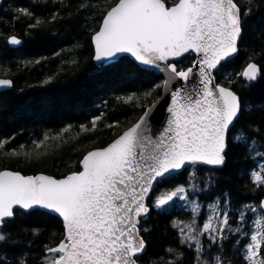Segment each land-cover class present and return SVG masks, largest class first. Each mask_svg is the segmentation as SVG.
<instances>
[{"label": "trees", "instance_id": "obj_1", "mask_svg": "<svg viewBox=\"0 0 264 264\" xmlns=\"http://www.w3.org/2000/svg\"><path fill=\"white\" fill-rule=\"evenodd\" d=\"M117 1H2L0 77L11 79L12 86L0 91V142H4L0 170L55 177L78 171L86 152L111 142L160 95L162 77L131 58L121 57L104 68L93 61L92 34ZM165 2L171 5L177 0ZM236 2L251 11L243 18L237 55L222 62L214 75L218 83L231 87L242 103L251 107L245 108L229 133L223 166L192 164L155 185L148 199L151 211L138 225L146 242L145 252L137 257L140 264H196L195 246L181 243L182 234L172 227V221L191 222L194 215L195 220L202 217L201 211L194 214L179 199L163 209L156 208L154 197L158 192L184 186L200 204L220 198L229 204L231 215L248 203L259 205L264 197V185L257 186L251 177L258 157L253 158L243 143L233 140L236 130L243 128L249 137L264 141V0ZM21 9L32 15L22 14ZM11 35L22 40L19 46H10L7 39ZM193 59L190 52L176 63L185 69ZM249 62L257 63L262 73L245 87L248 82L239 73ZM95 117L100 119L93 129ZM82 126L88 130H82ZM244 213L242 231L248 235L237 234L235 239L229 233L221 244H212L208 236H201L205 261L211 262L217 253L224 264H247L244 246L250 242L247 222L251 213ZM33 229L39 234H33ZM0 231L10 237L0 246V259L6 256L7 264H18L20 259L27 260V264H46L45 245L52 247L64 237L62 221L44 210L17 209ZM237 240L240 247L236 246ZM177 253L183 254L179 261Z\"/></svg>", "mask_w": 264, "mask_h": 264}, {"label": "snow or ice", "instance_id": "obj_2", "mask_svg": "<svg viewBox=\"0 0 264 264\" xmlns=\"http://www.w3.org/2000/svg\"><path fill=\"white\" fill-rule=\"evenodd\" d=\"M20 11L32 15L27 9ZM250 11L242 9L236 0H178L171 7L165 0H118L93 36L94 60L104 68L118 62L119 54L130 53L142 65L168 73L164 86L168 88L171 83L172 87L166 125L158 134L153 133L151 109L146 110L108 147L88 152L81 161L82 171L64 179L0 171V229L7 218L15 216L17 208L26 212L46 210L58 214L64 224L60 243L55 247L45 245L46 264H138L145 242L137 226L139 218L149 212L145 200L155 185L170 180L174 172L188 164L223 166L229 133L245 108L251 107L244 105L229 87L217 84L213 75V70L238 51L243 18ZM8 43L18 45L21 41L12 36ZM190 52L199 58L187 69L173 62ZM261 73L256 63L249 62L239 75L248 82L247 87ZM194 80L198 86L189 88ZM11 84L9 79H0V86ZM99 119L93 118V129ZM82 130L88 129L82 126ZM233 140L243 143L253 158L264 160V141L249 137L243 128L236 130ZM3 144L0 142V148ZM251 177L257 186L264 185V167L254 169ZM176 199L188 202L183 186L158 195L154 206L163 209ZM219 205L217 201L209 206L212 214L202 227L196 226L195 215L187 224L172 221V227L182 234L181 243L195 246L196 264H224L219 254L211 262L202 258V235L208 234L212 244H221L229 233L248 235L242 231L244 211L239 214L241 223L233 228L227 203L223 210ZM190 206L198 215L200 206L196 201ZM244 207L256 211L253 206ZM260 207L264 208V201ZM254 224L250 243L244 246V259L247 264H264V217ZM33 234H39V230L33 229ZM8 239L0 231V246ZM182 255L177 253L176 260ZM0 264H7L6 256ZM18 264H27V260L20 259Z\"/></svg>", "mask_w": 264, "mask_h": 264}, {"label": "water", "instance_id": "obj_3", "mask_svg": "<svg viewBox=\"0 0 264 264\" xmlns=\"http://www.w3.org/2000/svg\"><path fill=\"white\" fill-rule=\"evenodd\" d=\"M2 1H3V0H0V5L2 4ZM177 2H178V0H177ZM117 3H118V1H117L114 5H112L111 7H114ZM173 5H174V4L168 5V4L166 3V6H168V7H171V6H173ZM111 7H110L107 11H109V10L111 9ZM107 11H106V13H107ZM106 13H105V15H106ZM105 15H104V16H105ZM104 16H103V18H104ZM103 18H102V20H101V22H100V25H99L98 29L92 34L93 61H94V63H95L97 66H98V62L94 60V56H95V43H94V40H93V36L95 35L96 32L99 31V29H100V27H101V25H102V22H103ZM12 36H15V35H11V36H9V37H12ZM9 37H8V39H9ZM15 37L18 38L17 36H15ZM8 39H7V41H8ZM18 39L22 42V40H21L20 38H18ZM239 42H240V40H239ZM239 42H238V50H239ZM20 44H21V43H20ZM20 44H18V45H12V44H10V46L15 47V46H19ZM191 53H193V52H191ZM237 53H238V51H237L236 53H234L230 58H233L234 56H236ZM186 54H188V53H186ZM186 54H184V56H185ZM193 55H194V59H193V61H194V60H197V59L199 58V57L197 56L196 53H193ZM124 56H127V57L131 58V59H132L133 61H135V63H137L140 67H142V68H144V69H147V70H151V71H153L154 73H156V74H158V75H160V76L162 77L163 82H162V86H161V92H160V95H159L155 100H153L149 105H147V106L145 107V109H144V111L142 112V114L139 116V118H138L133 124H131V125H130L129 127H127L126 129H124V130H123V131H122L117 137H115L111 142H109V143H108L107 145H105L104 147L94 148V149L89 150L88 152H90V151H95V150H101V149H103V148L108 147V146H109L114 140H116L117 138H119V136L122 135L123 132L127 131L130 127H132L134 124H136V123L139 121L140 117L144 115V112H145L146 110L151 109V113H150V117H149V122H150V126H151V130H152V132H153V133H156V134H158V133L161 131V129L166 125V122H167V120H168L169 117H170V114L167 112V108L170 106V103H171V96L169 95V89L172 87V84L170 83L168 88H165V86H164V81H165L166 77L168 76V73H161V72L157 71V70H156L155 68H153V67L142 65L140 62L136 61L135 58L132 57L130 53H121V54H119V55H118V60H119L121 57H124ZM181 58H182V57H181ZM181 58H178L176 61L180 60ZM230 58H229V59H230ZM176 61H173V62L176 63ZM193 61H192V62H193ZM254 63H255V62H254ZM256 64H257V63H256ZM257 65H258V64H257ZM190 66H192V64H191ZM190 66H188V67H190ZM258 66H259V65H258ZM188 67H187V68H188ZM245 67H246V66H245ZM187 68H185V69H187ZM243 70H244V69H243ZM196 71H198V68H197ZM214 72H215V70H213V75H214ZM214 77H215V75H214ZM0 79H9V78H6V77H0ZM9 80H11V79H9ZM197 80H198V77H197ZM197 80H194L192 83L188 84V87L191 88V87H194V86H198V84H197ZM11 81H12V80H11ZM215 82H216L217 84H220L221 86L229 87V86L223 85V84H221V83H218V82L216 81V78H215ZM11 86H12V84H11ZM11 86H0V91H1V90H4V89H7V88H9V87H11ZM229 88H230L232 91H234L231 87H229ZM234 92H235V91H234ZM235 93H236V92H235ZM236 94H237V93H236ZM237 95H238V94H237ZM153 105H155L154 108H153ZM88 152H86L85 155H87ZM85 155H84V156H85ZM84 156L82 157L81 161L83 160ZM81 161H80V169H79L78 171H74V172H79V171H82V170H83V169H82V165H81ZM196 164H200V165H204V166H208V167H221V166H211V165H206V164H203V163H196ZM189 165H191V164L186 165V167L189 166ZM183 169H184V168H183ZM183 169L178 170V171L174 172L173 174L178 173V172L182 171ZM0 171H10V172H13V173H19V174H21V175H23V176H26V177H27V176H33V177H35V176H37V175H45V176H49V177H52V178L57 179V180H59V179H64V178H66L68 175H70V174L73 173V172H70V173L66 174L65 176H62V177H55V176H53V175H49V174H46V173L24 174V173H22L21 171L13 170V169H8V168H6V169H2V170H0ZM151 193H152V192H151ZM151 193L149 194V197H150ZM148 199H149V198H146L145 203H146V205H147L148 208H149V212H148V214H149L150 211H151V206L148 205ZM261 201H264V197L260 200V204H261ZM17 209H18V208H17ZM261 209H262L263 212H264V208H261ZM21 210H22V209H21ZM23 211H24V210H23ZM44 211H46V210H44ZM25 212H26V211H25ZM47 212H49V211H47ZM49 213H51V212H49ZM51 214H54V213H51ZM148 214H146V215H148ZM54 215H56V216L62 221V225H63V229H64V224H63V220H62V218L59 217L58 214H54ZM146 215H144V216H146ZM144 216H142V217H144ZM142 217H140L139 219H141ZM8 219H12V218H7L6 220H8ZM138 225H139V224H138ZM137 227H138V226H137ZM138 229H139V228H138ZM140 238L143 239V237H142L141 234H140ZM143 240H144V239H143ZM144 242H145V240H144ZM59 243H60V242H59ZM59 243H58V244H59ZM58 244H56V245H54V246H52V247H55V246H57ZM145 250H146V242H145V249H144V251H143L142 253L138 254V255L143 254V253L145 252ZM138 264H140V263L138 262Z\"/></svg>", "mask_w": 264, "mask_h": 264}, {"label": "rangeland", "instance_id": "obj_4", "mask_svg": "<svg viewBox=\"0 0 264 264\" xmlns=\"http://www.w3.org/2000/svg\"><path fill=\"white\" fill-rule=\"evenodd\" d=\"M261 167H264V160H262V159H260L259 157L257 158V163H256V168H255V170H260V168ZM254 170V169H253ZM252 170V171H253ZM184 187V186H183ZM185 188V187H184ZM186 189V188H185ZM168 191H171V190H163V191H160V192H158L156 195H155V197H154V200H155V198L158 196V195H160V194H162V193H164V192H168ZM186 195H187V198H188V202L186 203L185 201V203H186V205L188 206V207H190L191 208V206H190V202L191 201H196V203L200 206V210L199 211H201V213H202V217L201 218H197L196 219V226L199 228V227H202V225H203V223L205 222V220L207 219V217L209 216V215H211L212 213H211V210H210V205H214L217 201H219L220 202V209L221 210H223V208H224V206H225V202H221V200H220V198H217L216 200H214V201H212V202H210V203H205V204H200L198 201H197V199H195V197L194 196H190L189 195V192H187V189H186ZM247 205H250V206H253L255 209H256V211L255 212H253V211H249V210H247L245 207H243V208H240V209H237V211H236V214H232L231 215V213H229V215H230V225L233 227V228H235L236 226H237V224H239V223H241L240 222V218H239V214H240V212L241 211H244V212H249V213H251V215L249 216V218H248V224H249V236L251 235V233L253 232V231H255V224H254V221L257 219V218H260V217H263L264 216V213H263V211L261 210V208H260V206L257 204V203H255V202H251V203H248ZM227 207H228V211L230 210V206H229V204L227 203ZM187 223H190V222H185V224H187ZM183 226V225H182ZM206 236H208V234H205ZM201 238V237H200ZM250 243V242H249ZM248 244V243H247ZM49 255H51V254H49Z\"/></svg>", "mask_w": 264, "mask_h": 264}, {"label": "flooded vegetation", "instance_id": "obj_5", "mask_svg": "<svg viewBox=\"0 0 264 264\" xmlns=\"http://www.w3.org/2000/svg\"><path fill=\"white\" fill-rule=\"evenodd\" d=\"M231 234V233H230ZM233 235H235L236 237H235V239H237V234H233ZM236 246H238V247H240L238 244H236ZM238 250H240V248H238ZM216 255H218L217 253L216 254H214V256L213 257H215ZM213 260V259H212Z\"/></svg>", "mask_w": 264, "mask_h": 264}]
</instances>
